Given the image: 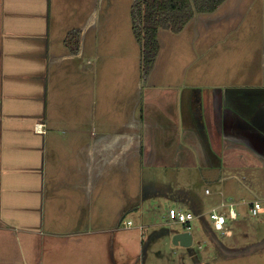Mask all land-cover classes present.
Here are the masks:
<instances>
[{"label":"crops","instance_id":"1","mask_svg":"<svg viewBox=\"0 0 264 264\" xmlns=\"http://www.w3.org/2000/svg\"><path fill=\"white\" fill-rule=\"evenodd\" d=\"M68 1L0 0V264H21L11 262L19 256L25 264L129 260L117 237L127 231L121 219L138 210V169L152 176L149 169L156 165L236 167L251 185L264 172V82L220 83L185 93L153 88L159 53L148 78L140 72L144 100L119 107L111 95L123 86L108 81L124 74L107 79L104 71V12L92 14L90 26L88 11ZM259 12L264 16V8ZM74 31L80 32V46L72 50L66 40ZM261 45L264 53V39ZM133 81L125 85L137 97V75ZM179 96L187 108L183 118L154 107ZM242 184L256 197L242 201L264 204L252 186ZM205 194L215 192L206 186ZM216 195L220 204L228 200L223 191ZM235 199L230 198L239 210L244 202ZM186 201L197 217L204 213L196 195ZM185 204L180 199L178 209L185 210ZM32 238L36 263L24 251ZM86 253L92 256L83 258ZM98 255L107 258L91 261Z\"/></svg>","mask_w":264,"mask_h":264},{"label":"rangeland","instance_id":"2","mask_svg":"<svg viewBox=\"0 0 264 264\" xmlns=\"http://www.w3.org/2000/svg\"><path fill=\"white\" fill-rule=\"evenodd\" d=\"M72 1V6H80L88 11L90 26L93 24L91 15H95L96 11L104 12V17L100 18L103 20L100 29L104 36V71L107 79L114 77L115 73L124 74L108 81L123 86L111 98L119 107L123 104L131 106L133 100L143 101V86H140L142 50L131 24L135 0ZM68 2L66 0L67 5ZM261 8H264V0H226L213 13L196 14L180 33L160 30L161 52L150 77L153 88H174L179 93H185L195 89H211L220 83L264 82V53L261 50L264 16L259 15ZM128 32V38L122 42ZM110 37L118 41L114 42ZM133 75H137V97L132 88L127 89L125 85L134 82ZM141 81L144 82L142 78ZM180 97L170 104L154 107L159 110L164 107L166 112L173 113L172 116H179L180 113L183 118L182 114L187 115V108L181 106ZM205 147L202 142V153L206 152ZM156 166L149 169L152 176L143 174V169L137 170L138 210L128 212L121 219V228L127 231L117 237L119 249L123 251L126 248L125 253L130 257L129 260L126 257V262L120 260V264H264V250H261L264 248V235H261L264 223L256 226L264 221V217L251 216L248 213L249 205L242 201L256 198L243 186L244 183L252 186L255 194L264 202V172L258 175L257 184L251 185L249 176H244V170L236 167L207 170L196 166L185 169ZM206 186H211L215 192L213 196H206ZM218 191L224 192L228 198L226 201L230 202L233 197L244 202L239 207L242 214L238 221L228 225L227 230L232 235L222 234L211 224L209 211L220 204L216 195ZM195 195L203 204L204 210L201 212L204 213L189 224L194 242L190 247L175 245V233L188 230L187 225L165 219L164 215L171 207L179 210L180 199L186 202V211L196 212L197 209L191 208L187 205L189 201H186H193ZM130 221L132 225H129ZM20 238L23 240L22 235ZM14 241L18 248L19 239ZM29 243L24 245L26 257L36 263L39 256L35 253L36 238ZM97 251L99 254L101 249ZM87 253L83 258L92 256ZM95 258L91 261H105L107 257L98 255ZM16 261L25 264L24 257H15L11 262Z\"/></svg>","mask_w":264,"mask_h":264},{"label":"trees","instance_id":"3","mask_svg":"<svg viewBox=\"0 0 264 264\" xmlns=\"http://www.w3.org/2000/svg\"><path fill=\"white\" fill-rule=\"evenodd\" d=\"M226 0H135L132 5V30L141 45V71L147 79L160 53V30L182 32L196 14H208L218 10ZM70 33L66 44L72 49L79 48L76 36ZM76 46V48H75Z\"/></svg>","mask_w":264,"mask_h":264},{"label":"built area","instance_id":"4","mask_svg":"<svg viewBox=\"0 0 264 264\" xmlns=\"http://www.w3.org/2000/svg\"><path fill=\"white\" fill-rule=\"evenodd\" d=\"M206 193L209 194L210 190L207 189ZM248 212L253 217L264 216V204L259 200L254 201L249 204ZM209 213L213 227L224 235L227 234L230 222L236 221L240 216L237 204L232 201H223L220 205L209 211ZM167 216L175 222L186 224L188 229L191 221L197 217L194 212L177 210L175 208H171ZM129 225H132V221L129 222Z\"/></svg>","mask_w":264,"mask_h":264},{"label":"water","instance_id":"5","mask_svg":"<svg viewBox=\"0 0 264 264\" xmlns=\"http://www.w3.org/2000/svg\"><path fill=\"white\" fill-rule=\"evenodd\" d=\"M173 241L175 245L190 247L194 242V236L190 231H184L175 234Z\"/></svg>","mask_w":264,"mask_h":264}]
</instances>
